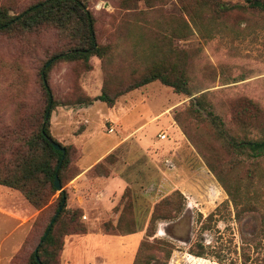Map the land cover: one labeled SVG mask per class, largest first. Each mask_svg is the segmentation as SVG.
<instances>
[{
  "label": "rangeland",
  "instance_id": "1",
  "mask_svg": "<svg viewBox=\"0 0 264 264\" xmlns=\"http://www.w3.org/2000/svg\"><path fill=\"white\" fill-rule=\"evenodd\" d=\"M35 1L0 0V5L15 14ZM84 1L96 18L98 42L110 47L104 62L97 56L90 58V68L81 60L51 59L68 47L66 38L51 25L27 32H0V144L8 133V159L11 148L21 144L18 137L36 130V116L45 101L40 73L52 61L49 83L60 105L52 112L50 130L55 140L72 146L62 174L69 207L81 202L80 195L71 192L76 177H126L138 225L147 222V228L148 214L156 203L169 195L179 200L174 193L179 190L184 195L182 209L172 219L156 221L155 235L144 237L149 246L143 258L150 254V264H264V184L249 188L250 196L257 194L261 199L256 208L245 204L236 208L203 153L214 147L227 167L231 157L216 139L206 112L196 118L188 112L192 99L202 93L208 100L207 109L228 125L233 107L245 98L264 109V12L233 11L213 23L223 28L204 22V27H210L209 35L194 28L189 37L175 41L186 56L191 95L156 80L109 106L101 100L87 104L82 99L101 94L106 79L109 91L118 83H130L155 60L160 45L162 51L169 50L161 39L170 36V15H179L180 4L178 0L151 4L144 0ZM181 123L200 142L199 148ZM161 132L167 139L159 137ZM119 140L116 149L82 173V167ZM97 163L100 166L94 168ZM250 167L249 162L243 163L232 170L231 178L242 177L248 183ZM59 192L37 209L19 190L0 184V264H29ZM169 210L160 207L161 212ZM111 214L103 207H89L80 218L89 234L65 238L60 264H102L107 238L101 232L118 233L106 228L105 223L114 219ZM71 237V248L66 250ZM197 245L203 248L202 255L191 252Z\"/></svg>",
  "mask_w": 264,
  "mask_h": 264
},
{
  "label": "trees",
  "instance_id": "2",
  "mask_svg": "<svg viewBox=\"0 0 264 264\" xmlns=\"http://www.w3.org/2000/svg\"><path fill=\"white\" fill-rule=\"evenodd\" d=\"M124 1L130 3L140 0ZM144 1L151 4L154 0ZM178 1L180 4L179 15H170V36L165 35L161 39V43H164L163 46L169 50L162 51L160 45L159 51L154 53L155 60L139 76H135L130 83L126 85L118 83L115 90L109 91L106 79L101 94L94 97L87 96L82 99V102L90 104L94 100H101L109 106H114L120 96L156 80L173 87L178 93L191 95L186 56L183 50L176 48L175 41L189 37L194 28L209 35L210 27H204V22H212V26L223 28L222 24L215 25V22L233 11L254 9L264 12V0H246L245 4L224 0ZM43 25L57 28L66 38L68 45L65 50L56 53L51 59H55V61L81 60L86 68L91 67L90 58L92 56L99 57L103 62L106 60L110 47L98 42L96 18L84 0H37L15 14H11L8 7L0 5V32H27L36 30ZM50 69L51 65H48L40 73L45 101L43 109L36 116V130L29 136L22 134L18 137L21 144L11 148L9 159L6 139L8 133L2 137L0 144V184L19 190L37 209L44 208L51 197L58 192L54 184L55 176L58 175L61 183L64 182L62 174L69 164L70 149L72 148L71 145L61 144L51 134V115L60 102L55 98L49 83ZM208 106L206 94L202 93L192 99L188 109L189 115L196 118L203 116V112H206L207 120L214 128L216 139L221 143L227 157L231 158L227 167L226 164H223L219 151L211 146L207 151L217 160L219 159L220 163H217L211 154L204 151L206 162L236 208L239 204H245L248 208H256L257 202L261 199L257 194L254 197L250 196L249 188L256 183L264 184V168L262 167L264 163V109L253 100L245 98L233 107L231 123L228 125L221 116L213 110H208ZM181 126L189 139L198 147L200 142L193 138L185 124L181 123ZM14 132L19 133L16 129ZM49 138L60 143L66 149L62 162V151L56 150ZM245 162H249L251 166L248 171L249 177H247L249 182L244 183L242 177L232 179V170ZM99 166L100 163H97L94 168ZM174 193L179 200L173 201V197L169 195L156 203L146 228V236L155 235V224L158 219H172L176 216V212L182 209L184 195L179 190ZM128 194L130 192L127 186L119 203L113 208L115 212H120L117 224L114 225L112 221H107L105 223L107 230H117L121 234L137 231V220L134 215L135 204ZM63 200H65L63 207L45 236L50 221L58 212ZM67 200L68 192L63 189L59 192L54 213L36 246L37 251L35 248L29 256V264H60L65 238L69 235L88 233L87 226L80 219L84 215L83 208L69 207ZM162 205L168 206L170 210L161 212ZM148 246L149 243L144 238L140 242L133 264H150V254H145L144 258L142 257ZM197 246L199 247H192L191 252L202 255L203 248L201 245ZM37 257L40 261L37 260Z\"/></svg>",
  "mask_w": 264,
  "mask_h": 264
},
{
  "label": "crops",
  "instance_id": "3",
  "mask_svg": "<svg viewBox=\"0 0 264 264\" xmlns=\"http://www.w3.org/2000/svg\"><path fill=\"white\" fill-rule=\"evenodd\" d=\"M120 143L121 140L115 142L94 162L85 167H82V173L86 174L94 163H96L99 159H102L108 152L116 149L120 145ZM128 185L129 182L126 177H76L70 184V186L75 188L74 190L71 189L72 195H80L78 197L81 198V202H77L78 207L83 208L85 213L88 212L89 207H95L97 209L99 207H103L106 213L112 211V214L110 216L114 217V219L112 220L114 225L117 224L120 212H115L113 208L118 204L125 188ZM106 207H108V210ZM150 214L151 211L148 215ZM146 224L147 222L139 227L137 221V231L128 234H121L119 232H101V234L105 238H107V246L105 248L104 255L101 257V263L133 264L140 242L146 236ZM89 231L86 234H79L74 236L88 235ZM72 240L73 237L67 240L66 250H69L71 248Z\"/></svg>",
  "mask_w": 264,
  "mask_h": 264
},
{
  "label": "water",
  "instance_id": "4",
  "mask_svg": "<svg viewBox=\"0 0 264 264\" xmlns=\"http://www.w3.org/2000/svg\"><path fill=\"white\" fill-rule=\"evenodd\" d=\"M52 61H48V63L46 64V66L50 65ZM48 114V113H47ZM49 141L50 143L52 144V146L56 149V150H59V151H62L63 153V156L61 158V162L62 160L64 159L65 157V153H66V149L58 142L54 141L52 138H49ZM54 184H55V187L58 191H62L63 190V187H62V183L60 181V178L58 177V175L55 176V181H54ZM65 200H63L62 202V205L60 206L58 212H56L55 216L53 217V219L50 221V224H49V228L45 234V236L48 234L56 216L58 215V213L61 211L62 207H63V204H64ZM36 251H37V247H36ZM37 260L40 261L39 257H37Z\"/></svg>",
  "mask_w": 264,
  "mask_h": 264
},
{
  "label": "built area",
  "instance_id": "5",
  "mask_svg": "<svg viewBox=\"0 0 264 264\" xmlns=\"http://www.w3.org/2000/svg\"><path fill=\"white\" fill-rule=\"evenodd\" d=\"M109 130H110V132H113V131H114V127L111 126ZM159 137H160L161 139H167V134L164 133V132H161V133H159ZM84 217H85V216H84Z\"/></svg>",
  "mask_w": 264,
  "mask_h": 264
}]
</instances>
